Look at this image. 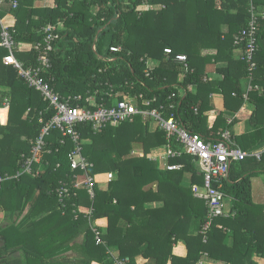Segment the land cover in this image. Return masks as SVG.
<instances>
[{
    "label": "trees",
    "instance_id": "16d2710c",
    "mask_svg": "<svg viewBox=\"0 0 264 264\" xmlns=\"http://www.w3.org/2000/svg\"><path fill=\"white\" fill-rule=\"evenodd\" d=\"M17 1V9L9 2L4 6L16 18L12 29L18 45L40 42L41 29L47 24L60 28L62 38L51 54L47 79L61 96L86 98L95 91H113L119 100L125 95L157 97L154 106L165 105L167 117L175 114L184 127L209 139H218L238 122L235 118L228 123L223 115L211 121L205 113L211 94L217 92L224 96L228 112H239L246 102L240 88L241 80L248 77L245 62L241 57L232 60L222 70L225 78L220 82H208L205 71L236 49L242 55L234 38L248 25L249 0H55L53 8H36L34 3L41 0ZM145 3L164 8L141 10ZM255 5L264 10V0H255ZM1 32L0 25V42ZM257 43L255 84L264 89V19L259 23ZM112 46L121 51L112 54ZM166 48L173 54L166 57ZM9 55L0 46V177L15 176L22 169L42 128L54 116L41 95L6 64ZM177 55L187 56V66L175 62ZM15 57L28 67L37 64L33 49L17 50ZM107 58L116 60L108 64ZM148 58L158 61L149 69L150 76ZM191 86L196 93L189 90ZM182 88L185 94L180 96ZM172 94L178 97L170 99ZM104 97L111 105L113 99ZM6 99L10 103L4 108ZM248 100L255 106L250 117L258 128L255 137L264 141V90L250 92ZM148 123L137 117L133 123L110 124L100 132L80 125L83 154L94 164L89 174L97 182L95 198L78 189L76 196L63 203L57 188L73 185L75 175L82 173L71 170L68 157L73 143L59 131H51L46 141L52 152H44L43 171L3 183L0 210L7 224L0 226V264H117V260L137 264L140 257L155 264H199L205 254L223 264H260L256 258L264 264V206L254 204L252 198V178L264 174V152L260 158L232 163L222 190L236 215L216 219L204 242L201 231L208 208L194 196L192 187L183 184L185 173L192 174V185H202L203 176L188 155L170 161L183 164L180 171L158 167L150 159V149L166 144V136L160 130L149 131ZM235 140L243 151H249L248 136ZM136 143L143 145V157L132 155ZM111 172L115 178L109 183ZM104 181L107 188H99ZM152 202L163 205L149 208ZM91 208V221H107L106 229L99 225L103 245H97L90 227ZM80 237L83 242H76ZM181 240L187 243L186 258L173 254ZM113 252L118 253L117 259ZM69 253L74 256L67 257Z\"/></svg>",
    "mask_w": 264,
    "mask_h": 264
},
{
    "label": "built area",
    "instance_id": "2783aa9c",
    "mask_svg": "<svg viewBox=\"0 0 264 264\" xmlns=\"http://www.w3.org/2000/svg\"><path fill=\"white\" fill-rule=\"evenodd\" d=\"M9 2L13 9H17L19 3L17 0H0V25L2 27L0 46L8 50L10 55L5 59L6 64L12 66L18 75L26 82V84L41 95L44 102L49 105L54 116L42 128L40 135L36 138L32 156L24 158L22 169L15 176L6 174L0 177V191L3 183L13 178H19L23 175H39L42 169L44 152L51 154L52 150L47 148V137L51 131H59L64 139H69L73 143V149L69 154V162L72 172H81L82 175H75L73 185L64 183L57 188L56 194L63 203L64 199L76 196V190L85 189L89 198H95V189L97 182L94 177L89 174V169L94 167L86 156L83 154V141L81 134L77 130L80 125H88L94 132H100L110 124L133 123L137 117H141L146 121H154L157 129L164 132L166 136L167 157L176 158L183 155V152L193 158V161L199 166L200 174L203 176L202 185L192 186L194 196L206 203L208 213L203 224L201 234L203 241L207 242V234L213 223L218 218L235 217L236 212L231 211L227 205V196L222 190L224 181L228 180L230 168L235 161H244L249 157L255 156L260 158L262 151H243L235 142L233 134L226 130L219 134L218 139H209L202 134L195 133L184 127L177 119L175 114L167 117L166 107L158 103L157 97L146 99L144 94L125 95L122 100L118 99V94L113 91L110 93H102L95 91L86 98L83 96L63 97L56 92L54 87L47 79V74L52 68L51 54L55 50L56 44L61 40L59 27L54 24H47L41 29L42 40L32 46L37 54V64L35 66H26L24 62L19 61L15 57L17 50H20L16 41V31L13 27L4 24L1 16L3 6ZM164 8L163 6H154L148 3L143 4L141 10H157ZM264 19V11L259 10L255 5V0H249V21L245 29L241 30L234 38V46L243 49L241 60L245 62L246 71L250 86L248 93L252 91L262 92V87L255 84L257 62L255 60L258 51V27L260 21ZM168 50V51H166ZM112 54L121 51L120 47L112 46L110 48ZM173 52L166 48L164 55L170 56ZM115 58H107L106 62L112 64ZM145 60V59H144ZM147 76L151 73L149 69L154 65V59H146ZM187 56L177 55L175 62L185 64L187 66ZM192 86L189 87V90ZM184 93L183 88L180 89V96ZM113 99L111 105L106 104V97ZM177 94H172L170 99H175ZM248 100V94L244 96ZM177 100V99H176ZM175 100V101H176ZM85 102V106L81 103ZM9 100L6 99L3 107H9ZM174 109V105L170 107ZM198 112V109H195ZM61 139L60 143L64 144L65 140ZM183 148V152L176 150L174 146ZM264 150V147H263ZM35 166H38L35 168ZM59 167V166H58ZM182 168L181 165H167L169 171H176ZM115 178L114 173H108L107 182H111ZM94 209L88 211L91 230L95 234L97 245L105 244L99 220L91 221ZM207 256V254H205ZM117 264H126L117 260ZM199 264H204L200 261Z\"/></svg>",
    "mask_w": 264,
    "mask_h": 264
},
{
    "label": "crops",
    "instance_id": "0c3cea01",
    "mask_svg": "<svg viewBox=\"0 0 264 264\" xmlns=\"http://www.w3.org/2000/svg\"><path fill=\"white\" fill-rule=\"evenodd\" d=\"M34 6L36 8H53L56 6V4H55V0H41V1H36L34 3ZM3 13H4V16H3L4 17L3 18L4 24L9 26V27H14L16 24V18L14 17L13 12L10 11V7L8 5L3 7ZM225 29H227V28H225ZM31 47L32 46L28 45V44H20L19 45V48L21 51H28L31 49ZM240 57H241V51L238 49L234 50L232 56H228V54H226L225 57L223 58L222 62L214 63L212 65L207 66L206 71H205V78H207L208 82H216V81L220 82V81H222L225 78V76L223 74H221L222 70H226V68L228 67V65L230 64V62L232 60L233 61L234 60H240ZM232 72H234V74H238L237 71H232ZM182 80H183V76H180L179 81H182ZM249 86H250V82L248 80V77L241 80L240 88H241V91L245 95L250 93V92L248 93ZM0 90H3V88L0 87ZM191 90L193 93L197 92L196 87H193ZM263 90L264 89L262 88V92H260V93H263ZM235 95L236 94L234 93V96ZM254 111H255V106L253 104H251L249 100H247L243 104V106L240 108V110L237 114L228 112L225 108V105H224V96L221 93L217 92V93L211 94L210 99H209V110L205 113V115L210 117L211 121H214L213 119H216V117H219L220 115H223L228 123H231L235 118L239 119L238 122L233 127H231L229 129V131L234 135V140L237 137L248 136V140H246L245 142H246V145L248 147H250L249 151H262V153H263L264 152V150H263L264 141H262L258 137H255L256 131L258 128H257V126H255L253 123L250 122V117L253 115ZM157 130L158 129H156V131ZM149 131H150V129H149ZM151 132H153V131H151ZM163 148L166 150L161 151V152H159V149H161V148H158V149L155 148V150L153 151L154 154L152 153V155H150V159L153 160L154 163L158 167H160L161 169H166L167 165H181L182 168L180 170H182L184 168L183 164H172L170 161L173 159L182 158L184 155H187L186 153L183 152V148L180 146L178 147L177 145L174 146V148L176 150H179V151L181 150L183 152L182 156L176 157V158L167 157L166 144L163 145ZM132 155L136 156L135 152H133ZM139 156L143 157L144 155L140 153ZM194 166H195L196 170L200 173L199 166L195 162H194ZM180 170H176V171H180ZM260 183H261L260 188L256 187V185H259ZM183 184L187 187L188 186L189 187L194 186V185H192V174H190V173L184 174ZM106 187H107L106 181H104L103 183L101 182L99 184V188H101V189H106ZM256 188H259V191L261 193V195H260V198L262 199L261 202L260 201L257 202L254 198ZM252 198H253L254 204L264 206V174H262V173H259L252 178ZM228 204L230 205V206H228V208L231 211H233L232 210V203H231L229 198L227 199V205ZM162 205H163V202H152L148 206H149V208H159V207H162ZM99 222H100V225L102 226V228L106 229L107 221L101 219V220H99ZM6 224L7 223H6V219H5V214L0 211V226L3 227ZM197 226L198 225H196L195 234H197V232H198L199 226L198 227ZM76 242L82 243L83 238L80 237ZM232 243H233V239L229 238L228 245L231 246ZM173 254L177 257L186 258L188 255L187 243L185 241H182V240L179 241L178 244L176 246H174ZM68 255L70 257L74 256L73 253H69L66 256H68ZM112 256L115 259H117L119 257L117 252H113ZM255 260L257 262H259L260 264L262 263V260L259 258H256ZM201 261L204 262V264H223V263H220V262H217V261L210 259L209 256H203ZM137 264H155V263L153 260H149V259H146L144 257H140L137 259Z\"/></svg>",
    "mask_w": 264,
    "mask_h": 264
},
{
    "label": "rangeland",
    "instance_id": "374dc122",
    "mask_svg": "<svg viewBox=\"0 0 264 264\" xmlns=\"http://www.w3.org/2000/svg\"><path fill=\"white\" fill-rule=\"evenodd\" d=\"M157 63V60H154V64H156ZM149 123H148V125H149V129H150V131H153V132H155L156 131V129H157V125H156V123L154 122V121H148ZM156 149H158V148H161V149H159V152H161V151H165L166 149H164L163 148V145H160V146H158V147H155ZM155 148H152V149H150V151H151V153H150V155H152V153H153V151L155 150ZM133 152H135V154H136V156H139V154L141 153V154H143V155H145V151H144V148H143V145L142 144H140V143H136V144H134L133 145V147H132V153ZM154 154V153H153ZM255 181V180H254ZM103 183V182H102ZM260 186H261V183L259 184V185H256V187H259L260 188ZM107 188V187H106ZM259 188H256V191H255V196H254V198H255V200L257 201V202H261V198H260V195H261V193H260V191H259ZM228 206H230L229 204H228ZM1 211V210H0ZM2 212V211H1ZM29 211L28 210H26V214L28 213ZM99 225H100V222H99ZM101 226V225H100ZM101 228H102V226H101ZM77 241V240H76ZM0 246H2V243H0ZM67 257H70L69 255L67 256Z\"/></svg>",
    "mask_w": 264,
    "mask_h": 264
},
{
    "label": "snow or ice",
    "instance_id": "6c2138e0",
    "mask_svg": "<svg viewBox=\"0 0 264 264\" xmlns=\"http://www.w3.org/2000/svg\"><path fill=\"white\" fill-rule=\"evenodd\" d=\"M166 51H168V50H166Z\"/></svg>",
    "mask_w": 264,
    "mask_h": 264
}]
</instances>
